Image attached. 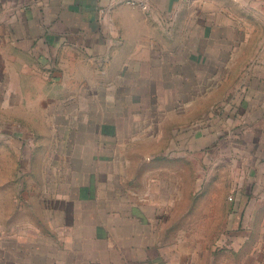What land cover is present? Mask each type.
<instances>
[{
    "label": "crops",
    "instance_id": "obj_1",
    "mask_svg": "<svg viewBox=\"0 0 264 264\" xmlns=\"http://www.w3.org/2000/svg\"><path fill=\"white\" fill-rule=\"evenodd\" d=\"M146 4L144 8L122 0H0V187L12 180L17 195L21 189H26L24 196L33 195L37 183L32 178L41 171L46 174L42 194H58L66 205L76 204L75 188L85 183H76L74 175L96 177L103 163L111 164L114 157L104 152L103 142L77 137L82 131L108 134L102 129L105 111L99 103L131 100L132 90L165 92L166 100L196 103L192 92L208 85L211 88L197 96L209 98L211 126L216 121L221 126L213 133L225 142L221 156L238 157L251 173L250 183H235L237 198L240 203L248 200L249 189L243 192L242 187H251L253 197H259L264 189V34L261 37L259 29L264 23V1L146 0ZM228 76H233L229 88L224 87ZM101 92L106 95L101 97ZM185 95L186 99L181 97ZM52 103H77L74 123L67 119L73 113L52 115ZM46 109L54 116L50 127L56 131L54 143L42 150L36 145V114L44 116ZM109 113L117 115L113 107ZM129 115L134 117L133 110ZM63 118L67 120L62 123ZM92 122L95 127L81 129ZM60 126L70 128L68 137L62 138L70 145L68 150L56 143ZM78 163L82 167H76ZM259 174L261 179L254 178ZM70 212L65 208V214ZM27 229L32 238H21L19 228L10 236L0 230V250L11 241L18 253L11 264L125 260L106 242L94 247L92 242L100 235L96 232L64 229L82 242L69 239L68 244L46 245L38 241L49 234ZM48 247L62 254L48 253ZM112 256L115 262L109 263Z\"/></svg>",
    "mask_w": 264,
    "mask_h": 264
},
{
    "label": "rangeland",
    "instance_id": "obj_2",
    "mask_svg": "<svg viewBox=\"0 0 264 264\" xmlns=\"http://www.w3.org/2000/svg\"><path fill=\"white\" fill-rule=\"evenodd\" d=\"M263 25L259 27L261 37ZM232 79L233 76L226 77L224 87L229 88ZM208 88L206 85L203 91L192 92L191 99L196 98V103L189 100L178 104L169 97L166 100L169 94L165 92L133 90L130 94L134 103H129L127 97L120 103H99L105 111L102 129L108 134L103 137L98 131L94 135L82 131L77 137L103 142L104 152L114 155L111 164L104 162L96 177L74 175L76 183L84 182L85 186L75 188L78 201L73 205L57 199L58 194H42L46 174L41 171L33 175L37 188L30 196L23 195L26 189L17 195L18 189L11 187L10 180L0 187V230L10 236L19 228L25 239L32 238L27 229L32 227L35 233L49 234L38 241L46 245L68 244L72 242L69 239L82 242L64 229H77L78 234L96 232L100 235L92 242L94 247L106 242L125 257L117 264H264V189L259 190V197H253L251 187H242L243 192L249 189L248 200L240 203L237 198L235 183H250L251 173L237 161L238 157L221 156L225 154V142L219 141L217 134L213 136L221 126L217 121L211 126L206 106L209 98L197 96ZM105 95L100 93L101 97ZM159 101L163 103H155ZM76 104L52 103V115L73 113L67 119L71 118L69 124L74 123ZM81 105L88 108L92 103ZM111 107L116 116L109 113ZM50 118L54 116L48 109L44 116L36 114V145L42 150L54 143L56 130L50 127ZM67 119L63 118L62 123ZM95 126L92 122L81 129ZM209 126V130L205 129ZM69 131V126H60L59 136L55 134L56 143L64 150L70 147L62 141ZM55 174L52 173L54 179ZM255 177L261 179L263 175ZM49 183L54 185V181ZM65 208L71 212L65 214ZM4 244L0 264H11L18 253L13 252L15 245L11 241ZM54 249L48 247V253L62 254ZM107 261L115 262L113 256Z\"/></svg>",
    "mask_w": 264,
    "mask_h": 264
},
{
    "label": "built area",
    "instance_id": "obj_3",
    "mask_svg": "<svg viewBox=\"0 0 264 264\" xmlns=\"http://www.w3.org/2000/svg\"><path fill=\"white\" fill-rule=\"evenodd\" d=\"M122 1L127 2V3H131V4H138L144 8H146V6H147L146 0H122Z\"/></svg>",
    "mask_w": 264,
    "mask_h": 264
}]
</instances>
